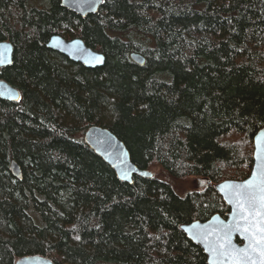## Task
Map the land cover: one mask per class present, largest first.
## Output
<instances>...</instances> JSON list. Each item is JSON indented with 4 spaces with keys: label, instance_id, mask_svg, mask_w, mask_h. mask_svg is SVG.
Listing matches in <instances>:
<instances>
[{
    "label": "trees",
    "instance_id": "16d2710c",
    "mask_svg": "<svg viewBox=\"0 0 264 264\" xmlns=\"http://www.w3.org/2000/svg\"><path fill=\"white\" fill-rule=\"evenodd\" d=\"M53 35L82 39L105 64L71 61L48 47ZM0 41L14 46L1 78L21 92L0 98V264H208L181 226L226 216L216 185L251 173L264 127V0H104L86 18L60 0H0ZM93 125L138 168L203 188L182 196L154 174L120 181L84 141Z\"/></svg>",
    "mask_w": 264,
    "mask_h": 264
},
{
    "label": "water",
    "instance_id": "95a60500",
    "mask_svg": "<svg viewBox=\"0 0 264 264\" xmlns=\"http://www.w3.org/2000/svg\"><path fill=\"white\" fill-rule=\"evenodd\" d=\"M60 1L62 7L82 18L97 14L104 3V0ZM48 47L87 68L102 67L106 61L102 53L88 47L80 38L66 40L60 35H53L48 42ZM131 58L139 65L146 63L145 57L139 53H132ZM13 62V44L10 41H0V98L18 102L21 92L1 78L2 70L12 66ZM84 140L87 146L115 172L120 181L132 185L135 176L143 178L153 176L151 172L142 170L134 164L126 144L110 129L93 125L86 131ZM9 169L17 179L23 178L22 167L17 161L13 160ZM250 181L252 182L251 188L248 187ZM261 186H264V127L258 131L254 138L253 167L250 175L241 181L225 180L216 185L217 194L230 209L228 214L226 216L214 214L207 221L196 220L181 226V230L187 238L203 249L208 264H234L231 257L221 254L220 245L226 240L231 242L229 251L247 248L248 240L235 227L237 223L243 225L238 205V200H242V197H239L237 193L252 192L259 195ZM254 259L256 258L254 257ZM15 264L54 263L42 255H28L18 258Z\"/></svg>",
    "mask_w": 264,
    "mask_h": 264
},
{
    "label": "snow or ice",
    "instance_id": "6c2138e0",
    "mask_svg": "<svg viewBox=\"0 0 264 264\" xmlns=\"http://www.w3.org/2000/svg\"><path fill=\"white\" fill-rule=\"evenodd\" d=\"M248 187H252L251 181L248 182ZM259 193H237L242 197V200H238V205L243 225L237 223L235 227L245 235L248 246L229 251L230 240L220 245L221 254L231 257L234 264H257V260L258 264H264V186L259 188Z\"/></svg>",
    "mask_w": 264,
    "mask_h": 264
},
{
    "label": "rangeland",
    "instance_id": "374dc122",
    "mask_svg": "<svg viewBox=\"0 0 264 264\" xmlns=\"http://www.w3.org/2000/svg\"><path fill=\"white\" fill-rule=\"evenodd\" d=\"M150 171L157 177L168 181L182 196H185L186 193L188 194V192L193 191L197 188H203V185L205 184V181L199 180L195 177L175 178L169 176L168 173L158 165L152 166L150 168Z\"/></svg>",
    "mask_w": 264,
    "mask_h": 264
},
{
    "label": "bare ground",
    "instance_id": "6f19581e",
    "mask_svg": "<svg viewBox=\"0 0 264 264\" xmlns=\"http://www.w3.org/2000/svg\"><path fill=\"white\" fill-rule=\"evenodd\" d=\"M61 2V1H60ZM68 10V9H67ZM85 141V140H84ZM153 174V173H152Z\"/></svg>",
    "mask_w": 264,
    "mask_h": 264
}]
</instances>
